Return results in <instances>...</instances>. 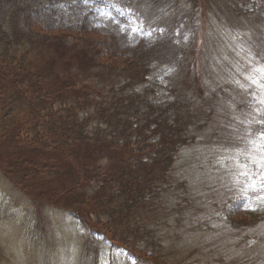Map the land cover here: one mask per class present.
<instances>
[{"label":"rangeland","instance_id":"rangeland-1","mask_svg":"<svg viewBox=\"0 0 264 264\" xmlns=\"http://www.w3.org/2000/svg\"><path fill=\"white\" fill-rule=\"evenodd\" d=\"M23 2L0 7L26 54L0 63V264H264V0ZM79 95L86 130L51 140Z\"/></svg>","mask_w":264,"mask_h":264},{"label":"trees","instance_id":"trees-1","mask_svg":"<svg viewBox=\"0 0 264 264\" xmlns=\"http://www.w3.org/2000/svg\"><path fill=\"white\" fill-rule=\"evenodd\" d=\"M6 1H11L14 4H16L18 7H21V8H24V9L25 8H28V6L23 2V0H0V7H2L6 3ZM6 22H7V19H1L0 18V44H2L1 47H0V63L3 64L4 60H7L8 61V60H10L12 58V60L17 61V63L15 65H12V66H16L17 65L16 66V70L18 71V68L20 66L25 65L23 63V60L24 59H21L20 57L21 56H25L26 54H19L18 53L19 52V49L13 50L11 46L6 45V43H9V44L11 43V45H15V44H18L19 42H21L18 37L15 38L12 35V32L13 31L10 30V28L8 27V25L6 24ZM44 35H45L46 39L48 37L55 36L54 33H53V31H51V30H45L44 31ZM44 41H45V39H44ZM19 47L20 46H18V48ZM25 51L27 53L30 52L29 50H25ZM9 52H11V54H13V56H11L9 54ZM4 64H7V62L6 63L4 62ZM26 71H27L26 72L27 74H29L30 72H32V71H30V68H29V70H26ZM130 75H136V73H132ZM17 76H20L21 77V75H17ZM28 76H26V77H28ZM23 79L26 80L27 78H23ZM38 91L40 93L41 90H38ZM39 93H37L36 95H34L33 93L31 95H29L31 97L29 99H27L26 107L32 108L33 109L32 113L35 114L36 117H38L40 114H42V111L44 109H51V113H49L50 114V117L56 118V117H58L60 115V117H59L58 120L61 123L62 118H63L62 117V114H60L59 111H54L52 109L51 96L53 97L55 93H51L50 92L51 96L49 94L48 95H43V94H41V93L39 94ZM79 97H80V102L81 103L80 104L76 103L75 106H71L70 109H68L69 110L68 112H65L67 115H69L68 118H69V123L70 124L66 126V131H68V132H66V134L65 133L60 134V136H62V137L58 136V137H60L59 139H56L55 137H53L51 140H56V141H59V142H64L65 140H68L69 138H74L75 136H73L70 133V130H72V127H77L75 130H77V132H80L81 134L83 133V130H86V127H87L86 123L83 122V121H79L78 120V116H79V110L85 108L88 105L87 101L88 100H91V98L90 99H86L82 95H79ZM125 108H126V106H125ZM10 112H11V110L9 111V113ZM97 112H100V110H99V107L96 106V111L94 113L97 114ZM137 114H138V111H136L134 113L130 112L129 114L126 112L125 113V118L121 122H119L118 124L121 125V126L127 127L128 125H130V123L133 120L135 121L136 119H140L139 117H137ZM0 119H2V118L0 117ZM110 123L115 124L114 121H112ZM96 131L98 133H101V134L103 133L101 136H105V134H104L106 132L105 131V127H103V126H101V127L100 126H97L96 127ZM112 131H113V129H112ZM118 134L119 133H117L115 135V137L118 138V136H117ZM119 135L126 136L127 137L130 134H128L127 132H122V134H119ZM133 136L134 137L136 136L137 137V140L141 141V137H140V135L138 134V132L136 130H134ZM168 153H169V151H167L166 153L165 152H161V153H158L157 152L156 153V156H162L163 155V157H165V155H167ZM99 170L100 169H98V171ZM89 173L90 172L87 173V176H89ZM105 174H107V171L104 172V175L102 176V178H107V177H105ZM93 178H95V174H93ZM104 182H105L104 179H102L101 185ZM104 192H105V190H102V193H104ZM82 202L83 203H86V200L85 201H82ZM97 206L99 207L98 204H97ZM77 211L80 214V211L79 210H77ZM88 213L89 212H87V214ZM84 216H85V214H84ZM109 230L113 234L114 231L112 229H109ZM138 259L141 260V258H138Z\"/></svg>","mask_w":264,"mask_h":264}]
</instances>
